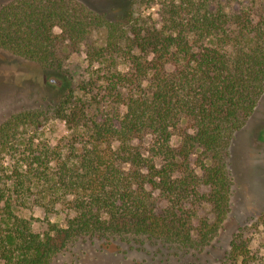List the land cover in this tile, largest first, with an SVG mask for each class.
Masks as SVG:
<instances>
[{"label": "trees", "instance_id": "obj_1", "mask_svg": "<svg viewBox=\"0 0 264 264\" xmlns=\"http://www.w3.org/2000/svg\"><path fill=\"white\" fill-rule=\"evenodd\" d=\"M227 1L235 12L223 0H130L115 18L82 0L0 6V48L59 71L63 51L86 44L87 61L78 87L0 124V264L211 246L232 210L234 143L264 96V0ZM52 119L68 130L62 145L43 137ZM182 121L192 131L172 146ZM244 229L222 264H264Z\"/></svg>", "mask_w": 264, "mask_h": 264}, {"label": "rangeland", "instance_id": "obj_2", "mask_svg": "<svg viewBox=\"0 0 264 264\" xmlns=\"http://www.w3.org/2000/svg\"><path fill=\"white\" fill-rule=\"evenodd\" d=\"M9 1L0 0V6ZM82 1L111 18L123 15L130 4V0ZM223 4L229 13L239 7L227 0H223ZM157 9L155 7L152 11ZM92 39L103 43L99 32H95ZM85 50L86 44L77 49L64 50L63 66L61 70L54 71L0 48V124L13 112L49 103L58 99L65 89L78 87L87 67ZM183 129L192 131L189 123L182 121L180 129L172 131V146L180 145ZM67 134L65 123L59 119L49 120L43 128V137L54 145H62ZM153 145L151 136L147 137L144 143L147 155H150ZM232 164L235 178L232 210L217 238L202 253H188L171 259L160 255L152 259L134 251L127 253V258L115 256L112 252H93L84 256L80 253L79 259L66 251L57 257L54 264H222L233 235L243 227L244 238L249 240L253 252L263 254L264 224L258 225L256 220L264 213V96L248 126L239 133L234 143ZM34 214L43 220V212L35 211ZM198 214L212 218L209 205H203ZM51 220L63 224L64 217L54 215Z\"/></svg>", "mask_w": 264, "mask_h": 264}]
</instances>
